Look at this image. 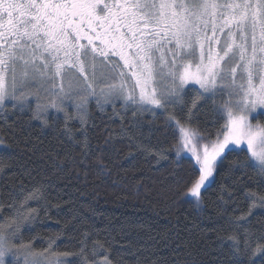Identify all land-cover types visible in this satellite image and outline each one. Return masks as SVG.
<instances>
[{
	"label": "snow or ice",
	"instance_id": "6c2138e0",
	"mask_svg": "<svg viewBox=\"0 0 264 264\" xmlns=\"http://www.w3.org/2000/svg\"><path fill=\"white\" fill-rule=\"evenodd\" d=\"M98 69L101 77L105 70L116 76L97 84ZM158 80L168 84L162 92ZM30 81L46 85L47 103L39 95L35 108L27 102ZM65 82L78 89L82 121L89 97H97L98 105L123 99L134 116L159 109L169 120L175 119L169 109L181 106L192 113L210 104L220 125L214 137L177 121L175 153L189 154L191 168L183 195L197 207L234 149L246 155L233 166H250L264 177V0H0V109H27L44 126L50 109L67 119ZM189 85L195 92L190 103ZM9 147L0 141V149ZM35 197L29 193L25 201ZM248 199L246 215L264 209V194L250 193ZM21 207L30 211L23 202ZM12 219L27 217L17 210ZM19 229V223L12 229L0 222V264H14L18 249L27 247ZM226 239L232 264H264V236L253 242L247 233L243 240L233 233ZM84 251L53 255L112 264L102 245L93 247L91 260ZM54 264L72 262L57 258Z\"/></svg>",
	"mask_w": 264,
	"mask_h": 264
},
{
	"label": "trees",
	"instance_id": "16d2710c",
	"mask_svg": "<svg viewBox=\"0 0 264 264\" xmlns=\"http://www.w3.org/2000/svg\"><path fill=\"white\" fill-rule=\"evenodd\" d=\"M86 109L83 121L68 111L67 119L49 115L47 126L27 109H0V141L10 146L0 149V222L20 224L27 247L19 255L26 249L63 258L53 253L83 247L91 260L93 247L102 245L112 264H232L226 237L264 236V209L246 215L249 194H264V177L232 165L244 151L228 154L199 207L183 195L191 168L189 154L175 153L177 121L214 137L220 125L210 104L192 113L169 109L173 120L163 111L134 116L121 104L90 101ZM17 210L27 219L13 222ZM64 258L82 264L78 255Z\"/></svg>",
	"mask_w": 264,
	"mask_h": 264
},
{
	"label": "rangeland",
	"instance_id": "374dc122",
	"mask_svg": "<svg viewBox=\"0 0 264 264\" xmlns=\"http://www.w3.org/2000/svg\"><path fill=\"white\" fill-rule=\"evenodd\" d=\"M121 66H122V64H121ZM125 71H127V70H125ZM109 75L116 76V73H109V72H107V70H105L104 77H101L100 76V70L98 69V77H97V80L95 82L97 84H99L102 79H104L105 77H107ZM30 83L33 84V87L31 89H26V91H30L32 93V95H30L27 102L32 104L33 108H35V103H34L35 96L39 95L41 97V103H47L51 97L48 95V92L44 90L46 85L44 87H41V84L39 81H35V82L30 81ZM132 83H134V81H132L129 78V85H131ZM57 84H59V81H57ZM156 87H157L158 91L162 92L166 87H168V84H167L166 80H158ZM193 87L194 86L189 85L186 89L193 88ZM195 87L198 89V86H195ZM37 89H40V91L38 93L36 91ZM56 91H58V88L56 89ZM138 91L139 90L136 89L137 94H138ZM65 92L67 93V95H65V94H61V95L64 96V103L66 105L67 113H69L68 111H71L74 113V115H77L78 110L76 108V105L78 103H80V101L76 98L78 89L77 88L68 89L67 83L65 82ZM97 93H99V87H97ZM225 98H227V97H225ZM90 101H93L97 104V97H89L88 103ZM115 104H121L123 107H125L123 99H116V100H114V102H111V103H104L103 100H101L99 105L101 107H104V106L106 107V106H111V105H115ZM129 107H131V106H129ZM153 111H162V110L153 109ZM49 115L50 116L55 115V116L60 117V116H64L65 113H63V112L62 113H56L55 110L50 109L47 116H49ZM242 148H243V146H242ZM238 150H241V149H239V148L234 149V151H238ZM25 252H27V253H24L22 255H18L17 264H54V261L57 259L55 257H49L47 255H32L26 249H25ZM59 259H67V258L63 257V258H59ZM67 260H69V259H67Z\"/></svg>",
	"mask_w": 264,
	"mask_h": 264
}]
</instances>
